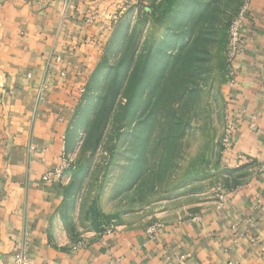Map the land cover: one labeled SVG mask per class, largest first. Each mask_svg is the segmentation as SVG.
Returning a JSON list of instances; mask_svg holds the SVG:
<instances>
[{"label": "rangeland", "instance_id": "374dc122", "mask_svg": "<svg viewBox=\"0 0 264 264\" xmlns=\"http://www.w3.org/2000/svg\"><path fill=\"white\" fill-rule=\"evenodd\" d=\"M263 3L130 0L72 122L62 239L76 246L108 228L186 223L213 211L220 190L247 182V170L226 168L225 140L240 56L264 35Z\"/></svg>", "mask_w": 264, "mask_h": 264}, {"label": "crops", "instance_id": "0c3cea01", "mask_svg": "<svg viewBox=\"0 0 264 264\" xmlns=\"http://www.w3.org/2000/svg\"><path fill=\"white\" fill-rule=\"evenodd\" d=\"M129 5L0 0V264H15L22 251L35 264H264L262 34L239 57L229 99L235 131L225 166L247 170V182L186 223L154 232L108 228L76 246L60 237L62 180L47 185L43 176L66 163L74 116Z\"/></svg>", "mask_w": 264, "mask_h": 264}, {"label": "built area", "instance_id": "2783aa9c", "mask_svg": "<svg viewBox=\"0 0 264 264\" xmlns=\"http://www.w3.org/2000/svg\"><path fill=\"white\" fill-rule=\"evenodd\" d=\"M247 15V13H244ZM243 23L241 22H236L234 26L232 27L231 31V42H230V59L232 61L238 60L239 56L242 54V45H243V35H242V30H243ZM232 124V123H231ZM234 125V124H233ZM235 128L232 126L230 130L228 131L227 138L225 140L226 147L229 149L232 146L233 143V134H234ZM65 150L62 156V159L65 162ZM64 169H65V163L62 164L61 167L54 171H49L43 176V183L49 185L54 183L56 180H61L63 175H64ZM228 191L227 190H220V194L218 196V201L220 203H224L227 197ZM163 228L162 225H156L154 227H151L150 230L151 232H154L156 230H161ZM113 229H109L108 233H112ZM252 242L256 243L255 239H252ZM183 259V258H182ZM15 264H35L34 261L28 256L26 251H22L19 254L16 255L15 257Z\"/></svg>", "mask_w": 264, "mask_h": 264}, {"label": "trees", "instance_id": "16d2710c", "mask_svg": "<svg viewBox=\"0 0 264 264\" xmlns=\"http://www.w3.org/2000/svg\"><path fill=\"white\" fill-rule=\"evenodd\" d=\"M86 92H87V90H86Z\"/></svg>", "mask_w": 264, "mask_h": 264}]
</instances>
